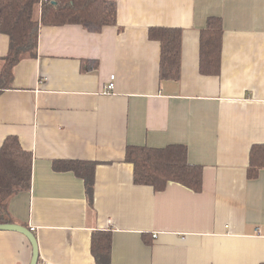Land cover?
<instances>
[{"label": "crops", "instance_id": "0c3cea01", "mask_svg": "<svg viewBox=\"0 0 264 264\" xmlns=\"http://www.w3.org/2000/svg\"><path fill=\"white\" fill-rule=\"evenodd\" d=\"M210 17L224 28L217 76L199 65ZM156 26L183 29L179 80L161 79ZM9 46L0 32V74ZM8 136L33 161L5 222L34 228L38 264H99L97 232L112 234L110 264H264V169L248 175L264 143V0H117L100 32L42 25L37 56L0 89V149ZM172 144L204 167L202 191L134 182L127 147ZM32 255L26 235L0 230V264Z\"/></svg>", "mask_w": 264, "mask_h": 264}, {"label": "trees", "instance_id": "16d2710c", "mask_svg": "<svg viewBox=\"0 0 264 264\" xmlns=\"http://www.w3.org/2000/svg\"><path fill=\"white\" fill-rule=\"evenodd\" d=\"M80 24L91 32L117 24V0H0V32L10 37L8 53L1 58L0 89L9 88L14 67L24 58L36 57L42 25ZM223 21L210 17L201 32L200 71L204 75L221 73ZM149 38L160 43L161 79L179 80L182 71L183 29L156 26ZM125 159L133 165L134 182L164 190L169 182H178L196 192L204 187V167L188 160L183 144L163 148L128 146ZM33 154L23 148L16 136H8L0 149V223L5 222L13 195L31 186ZM78 165V164H76ZM68 167L79 172V166ZM264 169V143L250 151L248 175L257 177ZM92 177H86L89 196ZM100 242H99V241ZM94 254L99 264H110L112 234L97 232Z\"/></svg>", "mask_w": 264, "mask_h": 264}, {"label": "water", "instance_id": "95a60500", "mask_svg": "<svg viewBox=\"0 0 264 264\" xmlns=\"http://www.w3.org/2000/svg\"><path fill=\"white\" fill-rule=\"evenodd\" d=\"M0 230H14L26 235L33 248V255L30 264H38L39 261L38 240L35 233L31 230V228L13 222H5V223H0Z\"/></svg>", "mask_w": 264, "mask_h": 264}, {"label": "built area", "instance_id": "2783aa9c", "mask_svg": "<svg viewBox=\"0 0 264 264\" xmlns=\"http://www.w3.org/2000/svg\"><path fill=\"white\" fill-rule=\"evenodd\" d=\"M44 1H48V0H43V2ZM50 1H53V0H50ZM115 77H116L115 74H112L110 76V82L106 86L105 93H111L115 89V86H116ZM31 230H34V228L32 227Z\"/></svg>", "mask_w": 264, "mask_h": 264}, {"label": "clouds", "instance_id": "9594fccd", "mask_svg": "<svg viewBox=\"0 0 264 264\" xmlns=\"http://www.w3.org/2000/svg\"><path fill=\"white\" fill-rule=\"evenodd\" d=\"M33 231V230H32Z\"/></svg>", "mask_w": 264, "mask_h": 264}]
</instances>
